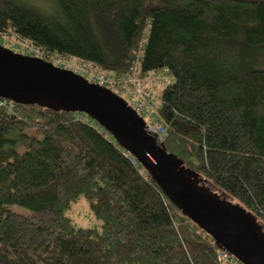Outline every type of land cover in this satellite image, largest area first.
I'll use <instances>...</instances> for the list:
<instances>
[{
    "label": "trees",
    "instance_id": "trees-1",
    "mask_svg": "<svg viewBox=\"0 0 264 264\" xmlns=\"http://www.w3.org/2000/svg\"><path fill=\"white\" fill-rule=\"evenodd\" d=\"M0 36L112 80L166 71V152L264 229V0H0ZM131 159L83 114L0 99V264H240ZM79 197L98 229L65 215Z\"/></svg>",
    "mask_w": 264,
    "mask_h": 264
},
{
    "label": "water",
    "instance_id": "water-1",
    "mask_svg": "<svg viewBox=\"0 0 264 264\" xmlns=\"http://www.w3.org/2000/svg\"><path fill=\"white\" fill-rule=\"evenodd\" d=\"M0 99L83 114L105 131L167 200L216 248L240 264H264V229L246 210L203 184L183 161L146 132L142 118L116 93L41 58L0 45Z\"/></svg>",
    "mask_w": 264,
    "mask_h": 264
},
{
    "label": "built area",
    "instance_id": "built-area-1",
    "mask_svg": "<svg viewBox=\"0 0 264 264\" xmlns=\"http://www.w3.org/2000/svg\"><path fill=\"white\" fill-rule=\"evenodd\" d=\"M3 39L4 38L0 36V45H2ZM7 48L23 55L26 54L33 56L34 54L26 46H21L14 42L11 44V47ZM54 63L56 67H60L67 71H71L78 76H82L87 83H93L100 87H105L112 93H116L128 104L135 114H138L142 118L144 124L146 125V132L154 135L157 141H161L164 128L161 124L154 122V108L157 102L153 90L157 88H164L168 85L170 79H168L166 71L149 73L145 75V77H140L137 74H127L118 80H112L106 75H100L99 73L94 72L91 65L80 60L66 61L62 58H58L54 61ZM131 162L135 163L136 161L134 162V159L132 158ZM143 171L144 170L142 169L140 173L142 174ZM218 252V260H233L234 262L239 263L227 252L222 250H219Z\"/></svg>",
    "mask_w": 264,
    "mask_h": 264
},
{
    "label": "rangeland",
    "instance_id": "rangeland-1",
    "mask_svg": "<svg viewBox=\"0 0 264 264\" xmlns=\"http://www.w3.org/2000/svg\"><path fill=\"white\" fill-rule=\"evenodd\" d=\"M19 43L17 42L14 38H4L2 41V45H4L5 47H11L12 43ZM12 49V48H11ZM27 137H35L36 138V133L33 130H28V132L26 133ZM19 150L23 149L22 146L18 147ZM11 209L14 210L15 212H22V213H26L24 209H22L21 207H14L11 206ZM65 215H67V217L70 219L71 223L74 226H78L81 228H95L98 229V224L99 221L95 220V218L93 217V215L90 213L89 208H88V204L86 203V201L84 200L83 197H79L75 203H73L70 208L65 212Z\"/></svg>",
    "mask_w": 264,
    "mask_h": 264
}]
</instances>
